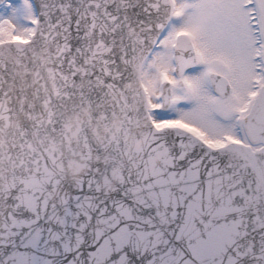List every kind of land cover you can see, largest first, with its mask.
<instances>
[{"label":"snow or ice","instance_id":"6c2138e0","mask_svg":"<svg viewBox=\"0 0 264 264\" xmlns=\"http://www.w3.org/2000/svg\"><path fill=\"white\" fill-rule=\"evenodd\" d=\"M0 264H264V0H0Z\"/></svg>","mask_w":264,"mask_h":264}]
</instances>
